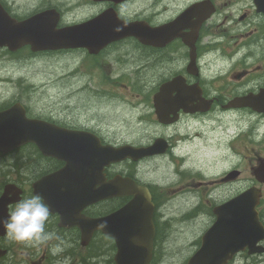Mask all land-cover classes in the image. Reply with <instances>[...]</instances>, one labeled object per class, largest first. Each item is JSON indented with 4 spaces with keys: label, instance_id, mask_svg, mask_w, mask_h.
Listing matches in <instances>:
<instances>
[{
    "label": "flooded vegetation",
    "instance_id": "1",
    "mask_svg": "<svg viewBox=\"0 0 264 264\" xmlns=\"http://www.w3.org/2000/svg\"><path fill=\"white\" fill-rule=\"evenodd\" d=\"M205 1L211 2L215 10L210 12L206 6L188 11L193 5ZM44 2L47 8L55 7L61 12V25L86 21L109 8L125 21H141L151 28L179 22V36L170 38L161 47L140 45L136 40L128 38L108 45L97 55H89L86 50H65L72 54L97 57L107 50L124 47L127 50H123L122 58L125 56L127 60L131 59L135 52L133 56L138 55V58H141L136 68H141L146 74L142 82L145 93L142 98V110L145 107V109L150 108L153 116V120H148L144 113L140 119L145 128L143 133L150 135L144 139L139 137L138 140L130 141L108 140L101 134L103 133L101 129L77 121L78 119H74L72 114L64 115L63 111L33 104L32 97L24 98L23 90L27 88L20 86L17 81H7L11 86H5L4 83L0 87V112L19 104L30 119L43 120L71 132L93 133L103 143L113 146L126 143L133 146H149L155 140H160L158 154L139 161L125 160L111 165L105 171L109 179L116 175L129 177L150 192L154 204L155 251L164 246L163 232L160 230V221H162L160 203L181 199L190 194L202 196L197 193V189L192 190L191 187L209 186L204 194L207 200L222 203L233 199L247 188L256 186L260 190L258 211L264 222V173L257 172L260 165L264 166L263 1L257 6L253 0H228L222 4V7H227L228 4L232 6L231 8L228 6L230 8L228 13L222 15H220L222 10L220 0H57L55 2L45 0ZM0 3L11 16L19 20L27 18L43 5L42 1L40 5L29 10L31 7L22 8L17 0H0ZM77 12L83 13L81 16H76ZM16 53L2 49L0 57L5 58ZM127 55L131 57L128 58ZM16 64L19 63L13 62L8 65L15 67ZM173 79H180L176 85L179 90H173L168 95L172 97L179 95L184 98L185 108H179L170 115L163 114L168 107L162 108V114L157 115L153 106V96ZM48 84L52 85L45 83ZM73 84L70 82L64 89L69 90L70 94L65 105L69 103L72 95L76 99L78 97L76 93L71 92L70 88ZM81 85L82 82H77L75 89L82 90ZM201 99L209 102V108L201 112H190L192 106L198 104ZM236 100H239L237 107ZM148 105L150 107H147ZM249 105H254L258 110ZM151 124H154L152 128H150ZM225 151L227 155H224ZM198 157L201 161L206 160L209 168L194 166L192 162L198 160ZM0 158L3 159L0 163V197L6 188L20 190L19 200L16 201L14 197L8 204L9 214L19 201L37 195L39 190H44L43 187H34L39 179L64 165L54 158L43 156L32 143L21 145L8 152L0 151ZM247 162L250 163L248 168ZM195 164L197 165V162ZM158 166L171 167L173 183L179 185L177 189L169 192L165 188L171 184H159L141 176L140 168L142 171H147L155 170ZM10 196L14 195L10 194ZM131 199L132 196L111 198L89 206L82 213L90 217H101ZM183 199L186 201L191 198ZM110 203L113 205V210H103V207ZM214 219L211 212V218L208 220L210 225ZM71 223H74V220L63 218L57 212H51L46 231L53 236L46 243L39 246L31 245V250L21 252L29 261L27 263L64 264L68 260L72 261L71 258L76 255L79 256L77 259L80 258L82 264L85 260L88 264H98L103 241L111 242V247L115 248L113 240L99 232H95L91 242L83 246L80 228ZM8 242L6 230L4 236L0 237V250L4 251L0 264L6 263L11 251ZM198 246H195V250ZM247 259L246 251L241 252L228 264H245ZM156 261L154 252L151 264H156ZM71 264L74 262L72 261Z\"/></svg>",
    "mask_w": 264,
    "mask_h": 264
},
{
    "label": "water",
    "instance_id": "2",
    "mask_svg": "<svg viewBox=\"0 0 264 264\" xmlns=\"http://www.w3.org/2000/svg\"><path fill=\"white\" fill-rule=\"evenodd\" d=\"M1 18L2 10H0V47L5 45L10 50L29 44L33 51L87 46L95 52L101 46L128 34L125 32L126 27H118L120 30H117L118 28L110 30L108 25H104V20H109L106 15L92 20L85 26L55 30L56 19L52 16V12H42L21 24L8 19L9 29L6 33L1 31ZM137 29L145 32L143 26ZM148 32L150 38L154 34L156 38L162 37L160 31L149 29ZM174 89L175 87L172 88ZM181 99L183 98H177L180 105L183 104ZM167 102L165 99L164 103L167 104ZM154 103L156 112L159 114L162 102L158 95L154 97ZM53 128L41 121L26 120L22 111L20 114H9L0 118V131L6 132L0 133V149H4L1 145L4 143L13 147L20 140L21 142L31 140L39 145L45 155L66 162L64 168L39 182V184L48 183L50 188L48 193L39 192L45 202L50 205V210L60 213L70 212V216L76 218L77 225L82 230V239L85 244L93 232L98 230L97 226L106 222L108 226L100 231L116 241L117 252L114 262L116 264H148L151 257L153 234L151 221L153 205L150 202V196L146 190L127 179L118 177L107 182L102 171L112 162L127 157L141 158L152 155L156 152L154 147L134 149L124 146L113 149L101 146L99 141L86 134L49 133V131H55ZM96 184L100 187L94 190ZM129 193L134 195L133 200L104 217L89 218L80 213L87 205L97 200ZM250 194L214 209L216 222L203 236L201 249L189 264H208L204 263V260L211 258L209 256L210 247H212L210 243L216 242L220 234L231 242L237 238L236 240L240 241L242 246L249 244L247 245L249 247L264 238V230L257 221L254 209L257 201L249 200ZM7 200L6 195L2 196L0 203H6ZM57 202L58 205L54 206ZM0 226L3 231V225L0 224ZM213 250L219 249L213 247ZM232 250H235L234 245Z\"/></svg>",
    "mask_w": 264,
    "mask_h": 264
},
{
    "label": "rangeland",
    "instance_id": "3",
    "mask_svg": "<svg viewBox=\"0 0 264 264\" xmlns=\"http://www.w3.org/2000/svg\"><path fill=\"white\" fill-rule=\"evenodd\" d=\"M42 1L46 5L45 0H17L22 8L31 7L29 10L37 7ZM220 2V7H222V4L228 0H220ZM228 6L231 8L232 4H228L227 7L223 6L220 15L228 13L230 9ZM82 13L75 14L81 16ZM123 50L127 49L113 48L97 57H89L65 51L43 52L33 56L27 49H22L15 55L0 57V87L4 83L5 86H11L7 81H17L20 86L27 88L23 90L24 98L25 96L32 97L33 104L39 107L44 106L46 109L63 111L64 115L72 114L74 119H78L77 121L101 129L103 131L101 134L108 140L130 141L138 140L139 137L144 139L150 133H143L145 128L140 117L145 113L148 120H153L150 108L145 109V107L142 110V98L145 94L142 82L146 74L141 68H136L141 58H138V55L133 56L135 52L132 57L127 55L128 58L131 57L129 60L125 56L122 58ZM13 62L19 64L15 67L8 65ZM70 82L74 83L70 88L71 92L76 93L78 97L76 99L72 95L69 103L65 105L67 96L70 94L69 90L64 89ZM77 82H82V90L75 89ZM45 83H52V85H45ZM153 125L151 124L150 128ZM224 155H227L226 151ZM198 158L192 162L194 166L209 168L206 160L201 161L200 157ZM2 160L0 158V163ZM246 166L248 168L250 163L247 162ZM163 168L158 166L155 170L148 169L147 171H142L140 168V174L143 178L152 179L151 181L154 180L153 182L159 184H171L165 189L172 192L179 185L173 183L171 167ZM194 181L195 179L192 180V184ZM208 187L190 188L197 189V193L202 196L190 194L183 196V198H191L186 201L178 197L181 199L176 198L177 200L160 203L162 206L160 230L163 232L164 246L156 250V264H186L196 244L198 245L201 234L209 225L208 220L211 218L212 208L218 204V202L207 200L204 195ZM8 245L11 251L5 264H28L29 261L23 257L21 252L31 250V245L10 240ZM90 248L92 249L93 246ZM110 255L111 250L107 256L109 259L112 258ZM78 257L74 255V258H71L74 264H82L80 258L77 259ZM257 260L260 261V258ZM72 261L68 260L64 264H71ZM260 263L264 264V257H261ZM83 264L88 263L85 260Z\"/></svg>",
    "mask_w": 264,
    "mask_h": 264
},
{
    "label": "clouds",
    "instance_id": "4",
    "mask_svg": "<svg viewBox=\"0 0 264 264\" xmlns=\"http://www.w3.org/2000/svg\"><path fill=\"white\" fill-rule=\"evenodd\" d=\"M117 30H120L119 28ZM51 216L50 206L40 195L19 201L9 218L0 220L7 230L10 241L39 246L49 241L53 234L46 231V224ZM107 223L98 225V230L106 228Z\"/></svg>",
    "mask_w": 264,
    "mask_h": 264
}]
</instances>
